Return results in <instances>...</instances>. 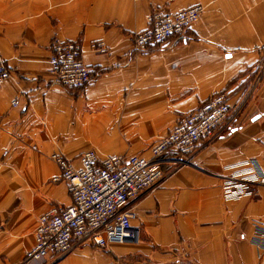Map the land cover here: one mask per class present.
Returning a JSON list of instances; mask_svg holds the SVG:
<instances>
[{
  "label": "crops",
  "instance_id": "obj_1",
  "mask_svg": "<svg viewBox=\"0 0 264 264\" xmlns=\"http://www.w3.org/2000/svg\"><path fill=\"white\" fill-rule=\"evenodd\" d=\"M197 3L204 11L183 34L135 51L152 11ZM67 40L82 43L91 69L81 90L54 84L49 71L53 45ZM97 41L108 50H94ZM0 57L12 70L0 83V264H264L253 242L264 185L236 199L222 188L248 160L264 169V0H0ZM218 92L243 107L191 164L164 163L161 183L131 201L138 242H86L25 262L40 216L72 202L51 154L75 164L89 149L149 156Z\"/></svg>",
  "mask_w": 264,
  "mask_h": 264
},
{
  "label": "built area",
  "instance_id": "obj_2",
  "mask_svg": "<svg viewBox=\"0 0 264 264\" xmlns=\"http://www.w3.org/2000/svg\"><path fill=\"white\" fill-rule=\"evenodd\" d=\"M204 11L200 3L176 12L161 9L147 17V26L133 36L137 53L150 46L183 34L196 23ZM92 48L106 52L103 41ZM49 71L54 84L71 90H81L91 79V69L83 59V45L78 40L58 41L53 45ZM12 70L0 57V83L10 78ZM17 105V101H13ZM244 101L232 105L226 93L218 92L184 115L175 126L151 147V154H112L101 157L96 150L84 151L75 164L63 154L53 153L61 176L68 185L72 202L57 206L39 218L33 246L25 253V262L46 261L68 253L82 243L107 248L110 243L138 242L139 227L132 224L135 212L131 201L147 189L158 186L164 179V163L174 166L191 164V159L203 140L216 136L223 124L235 120ZM244 172L224 176L223 192L227 198H240L252 193L254 185H264V169L255 159L246 161ZM254 244L264 249V221L256 220Z\"/></svg>",
  "mask_w": 264,
  "mask_h": 264
},
{
  "label": "rangeland",
  "instance_id": "obj_3",
  "mask_svg": "<svg viewBox=\"0 0 264 264\" xmlns=\"http://www.w3.org/2000/svg\"><path fill=\"white\" fill-rule=\"evenodd\" d=\"M262 75H264V67H262ZM161 137V136H160ZM160 137H158V138H160Z\"/></svg>",
  "mask_w": 264,
  "mask_h": 264
},
{
  "label": "trees",
  "instance_id": "obj_4",
  "mask_svg": "<svg viewBox=\"0 0 264 264\" xmlns=\"http://www.w3.org/2000/svg\"><path fill=\"white\" fill-rule=\"evenodd\" d=\"M205 101H206V100H205ZM205 101H204V102H205ZM204 102H202V103H204ZM202 103H201V104H202Z\"/></svg>",
  "mask_w": 264,
  "mask_h": 264
}]
</instances>
